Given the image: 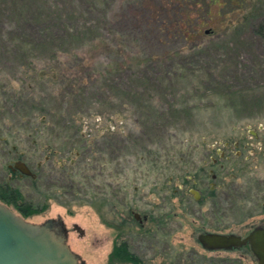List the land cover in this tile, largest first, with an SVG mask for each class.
<instances>
[{
	"label": "rangeland",
	"instance_id": "rangeland-1",
	"mask_svg": "<svg viewBox=\"0 0 264 264\" xmlns=\"http://www.w3.org/2000/svg\"><path fill=\"white\" fill-rule=\"evenodd\" d=\"M175 1L0 0V196L13 147L56 169L21 182L26 219L61 217L86 264H134L112 256L124 243L143 264H258L197 236L264 226V0H191L186 38L158 12ZM85 140V182H64Z\"/></svg>",
	"mask_w": 264,
	"mask_h": 264
},
{
	"label": "water",
	"instance_id": "water-1",
	"mask_svg": "<svg viewBox=\"0 0 264 264\" xmlns=\"http://www.w3.org/2000/svg\"><path fill=\"white\" fill-rule=\"evenodd\" d=\"M17 167L22 173L31 174L24 163ZM192 193L198 198L197 191L192 190ZM75 229L84 235L83 229L78 226ZM197 240L210 252H231L249 246L257 263L264 264V226L254 228L245 237L205 232L199 234ZM68 241L69 232L61 217L34 224L0 202V264H86Z\"/></svg>",
	"mask_w": 264,
	"mask_h": 264
},
{
	"label": "trees",
	"instance_id": "trees-1",
	"mask_svg": "<svg viewBox=\"0 0 264 264\" xmlns=\"http://www.w3.org/2000/svg\"><path fill=\"white\" fill-rule=\"evenodd\" d=\"M198 1V0H196ZM203 5L207 7V3L216 4L219 0H202ZM175 3V4H174ZM174 4V5H173ZM164 5V4H163ZM173 5L170 9V6ZM191 0H177L173 2L172 4L169 3L168 5H164L161 10H159V14L161 17V13H163V10L168 13L167 16V23L172 27V29L169 30L170 33H172L173 37H180V38H186L189 36L190 31L194 32L195 34L199 33L198 26L204 25V22L200 21L201 19L199 14H192L191 9ZM203 7H201V10ZM161 11V12H160ZM170 14L172 16H170ZM158 29L163 32L164 31V21L159 20ZM183 24V25H182ZM190 26V29H186L185 27ZM194 28V29H193ZM190 30V31H189ZM106 139V137H105ZM109 141V138H107ZM7 145L8 143L4 140L3 136L0 135V145L3 144ZM89 140H85V144H82L80 149L77 151H74L75 153V159L73 161H70L71 164L64 167V171L61 174V179L64 180V182H71L73 185H81L83 184L84 177L83 172L86 169L85 165H89L88 159L89 155L92 153V147L88 144ZM11 155V158H15L16 156L20 155L22 158H25L27 160V156L29 155L24 152V154H20V152L17 151L16 147H13V150L9 153ZM26 154V155H25ZM34 156H32L33 159ZM47 158V157H46ZM47 160V159H46ZM30 163L33 161L28 160ZM35 165L37 166L36 177L34 179L25 178V179H18L16 180L17 183L8 185L5 189V193L2 196V200L6 202L7 204L15 205V207L22 213L24 217L30 216L32 214H35L38 210L35 209V207L27 202L26 197V189L25 186L21 184L22 181L26 184H31L33 187H37L40 182L47 179H52L53 174H58V171L56 169H53L51 167L53 164L49 166L50 170L46 171V166L42 165V163L36 158H34ZM34 163V162H33ZM55 168V167H54ZM55 179V178H54ZM254 229V228H253ZM252 229V230H253ZM243 249H246L248 251H251L250 247L247 246ZM237 251V250H236ZM115 259H120L123 261H130L134 264H143V262L137 258L134 253L131 252V249L129 248V245L127 243H124L120 247H118L115 251V253L112 255ZM194 259V258H193ZM199 264H243V262L240 259L237 260H224V261H217V259H201L199 261ZM229 262V263H228Z\"/></svg>",
	"mask_w": 264,
	"mask_h": 264
},
{
	"label": "flooded vegetation",
	"instance_id": "flooded-vegetation-1",
	"mask_svg": "<svg viewBox=\"0 0 264 264\" xmlns=\"http://www.w3.org/2000/svg\"><path fill=\"white\" fill-rule=\"evenodd\" d=\"M221 157H222L224 160L229 158L225 153H222ZM19 163H24V164L30 169L31 174L27 175V174L22 173V172L19 170V168L17 167V165H18ZM216 163H217V160L214 161V164H216ZM31 165H32V164H31L28 160H26L25 158H22L21 156L18 155V156H16L15 158L12 159L11 164L8 165V169H9V171H10V173H11V176H12L13 178H15V180H16V179H20V180H21V179H25V178L34 179V178L36 177V173L32 170V166H31ZM212 179H213V181H214V180H217V175L214 174L213 177H212ZM197 185H198L197 182H195V186H196V188H198ZM212 188H213V185L210 186V189H212ZM192 190H193V189H191V193H192ZM192 194H193V193H192ZM199 194H200V193H199ZM193 195H194V194H193ZM0 197H1V199H2V196H0ZM0 202H2V201H0ZM3 203L7 204V203L4 202V201H3ZM7 205H8V204H7ZM135 217L141 222V224L144 223V221L148 220V216H146V215L142 218L141 215H139V214H135ZM141 218H142V219H141Z\"/></svg>",
	"mask_w": 264,
	"mask_h": 264
}]
</instances>
